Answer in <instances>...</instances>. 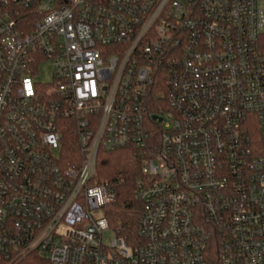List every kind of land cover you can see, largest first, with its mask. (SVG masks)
Segmentation results:
<instances>
[{"label":"built area","instance_id":"built-area-1","mask_svg":"<svg viewBox=\"0 0 264 264\" xmlns=\"http://www.w3.org/2000/svg\"><path fill=\"white\" fill-rule=\"evenodd\" d=\"M263 34L264 0H0V264H264ZM133 148L129 245L96 175Z\"/></svg>","mask_w":264,"mask_h":264},{"label":"trees","instance_id":"trees-1","mask_svg":"<svg viewBox=\"0 0 264 264\" xmlns=\"http://www.w3.org/2000/svg\"><path fill=\"white\" fill-rule=\"evenodd\" d=\"M259 50L264 57V34L260 39ZM63 149L69 161L77 154L75 130L65 139ZM144 160V152L134 148L100 151L98 155L96 181L98 184H108L116 193L115 202L103 209V216L117 236L125 239L129 245L138 242L143 207L136 199L135 189L142 177ZM21 264L51 263L46 258L32 255Z\"/></svg>","mask_w":264,"mask_h":264},{"label":"rangeland","instance_id":"rangeland-1","mask_svg":"<svg viewBox=\"0 0 264 264\" xmlns=\"http://www.w3.org/2000/svg\"><path fill=\"white\" fill-rule=\"evenodd\" d=\"M35 80L41 85L53 82L52 67L50 63L46 62L40 67ZM106 237L110 240L112 238V234L108 233L106 234Z\"/></svg>","mask_w":264,"mask_h":264}]
</instances>
